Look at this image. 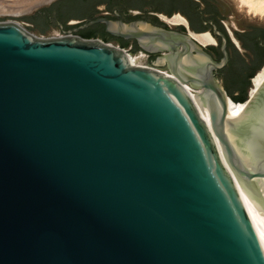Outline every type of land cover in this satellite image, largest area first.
Here are the masks:
<instances>
[{
    "label": "water",
    "instance_id": "water-1",
    "mask_svg": "<svg viewBox=\"0 0 264 264\" xmlns=\"http://www.w3.org/2000/svg\"><path fill=\"white\" fill-rule=\"evenodd\" d=\"M98 22L165 52L153 64L168 72L99 38L0 22V264H264L234 179L264 209V81L229 119L214 71L232 39L213 22L218 62L188 24L72 30Z\"/></svg>",
    "mask_w": 264,
    "mask_h": 264
},
{
    "label": "flooded vegetation",
    "instance_id": "flooded-vegetation-1",
    "mask_svg": "<svg viewBox=\"0 0 264 264\" xmlns=\"http://www.w3.org/2000/svg\"><path fill=\"white\" fill-rule=\"evenodd\" d=\"M180 9L182 8H166L159 4L158 0H116V2L115 0H98L93 4L94 12H92V14L83 17L75 15L79 17L66 19L65 23H62V26L68 29L78 28L85 21L98 18H106L115 22L122 20L126 24L141 19L153 27L171 29L177 33H186L185 27L184 31H182L181 26L172 28L169 25H160L156 23L157 13H163L166 17H171L174 12L170 10H176L185 17L189 28L197 32L204 31L203 27L194 25L192 20L185 13L179 11ZM72 19H77V22L67 23ZM210 22H212V20H210ZM259 29L262 28L247 27L242 30H235V36L246 55H243V51H239L240 49H236L229 38L227 39V61L221 68L214 71L216 78L220 81L227 96H231V94L239 95L242 92L251 73L264 58V34L262 31H259ZM208 30L212 32V25ZM219 31L222 32L221 30ZM86 32H93L95 35L92 38H104L108 39L109 42L112 41L117 43L119 46L122 45L121 47H131L132 52L143 50L148 53V61L152 66L166 73L168 72L165 65L155 66L153 64L154 61L164 55L165 52L156 50L149 52L143 49L137 40L116 35L115 33L118 32V30L109 28L108 25L103 22L94 23L76 31L80 36ZM213 37L217 42L215 44H208V47L204 45L203 51L210 59L218 62L223 56L221 51L222 39L219 35H213ZM236 55L239 57L238 61L235 60ZM223 79H225V81H223Z\"/></svg>",
    "mask_w": 264,
    "mask_h": 264
},
{
    "label": "rangeland",
    "instance_id": "rangeland-1",
    "mask_svg": "<svg viewBox=\"0 0 264 264\" xmlns=\"http://www.w3.org/2000/svg\"><path fill=\"white\" fill-rule=\"evenodd\" d=\"M96 1L98 0H87L86 3L77 4L76 2H78V0H72L68 2L66 0H0V22H16L38 37H48L49 35L57 34L60 25L65 23V21L60 18V15L66 16L67 20L72 17L87 16L94 12L93 4ZM113 2L111 3L114 4ZM214 2L219 9L221 16H224L223 19L221 18L220 23L226 33L230 35L232 39L230 40L231 43L234 47H236V49L243 51L244 49L240 46L238 39L235 36V30H242L247 27L264 29V14L260 15L257 13V15L251 11L249 12L246 6L240 8L241 5L238 0H214ZM158 3L170 9L179 7L186 11L190 10L189 2L186 0H158ZM45 12H50V17H48ZM174 13H172L171 17L180 14L183 18H185L176 10ZM160 15L161 13H157V20L161 21L165 25L171 26L172 28L179 26L185 27L184 25L187 24V21H185V24H169L162 20ZM76 22L77 19H72L67 23ZM140 26L143 27L142 25ZM43 30L46 31L43 32ZM99 39L107 42L104 38ZM110 43L117 45V43L112 41H110ZM207 45L205 46L208 47ZM242 54L246 55L244 51ZM235 60H239L237 55ZM223 81H225V79H223ZM251 85L252 83L250 80L249 86L247 88V97Z\"/></svg>",
    "mask_w": 264,
    "mask_h": 264
},
{
    "label": "bare ground",
    "instance_id": "bare-ground-1",
    "mask_svg": "<svg viewBox=\"0 0 264 264\" xmlns=\"http://www.w3.org/2000/svg\"><path fill=\"white\" fill-rule=\"evenodd\" d=\"M241 7H247L248 11L253 12L255 14H264V0H238ZM257 14V15H258ZM161 19L169 24H185V18H183L180 14H177L173 17H166L163 14L160 15ZM115 26V24H114ZM190 35L195 39L200 45H207V44H215V39L212 35H210L208 32H194L189 29ZM234 39V38H233ZM235 40V39H234ZM264 81V65L261 67V69L253 76L251 79V88L249 90V96H252L256 90L260 87V85ZM184 87L187 89V91L190 93L191 97L193 98L201 116L203 119H208V109L207 107L202 104L199 97L196 95V91L193 93L191 88L188 85H184ZM246 109V103L245 102H234L230 97L227 96V117L229 119H239L243 116ZM235 182L238 186V189L240 191V194L242 196V199L246 205V208L248 210V213L250 217L254 219L257 226L261 230L263 236H264V209L260 208L256 202L244 191V189L240 186L238 181L236 180L234 176ZM261 188L264 191V183L261 184Z\"/></svg>",
    "mask_w": 264,
    "mask_h": 264
},
{
    "label": "trees",
    "instance_id": "trees-1",
    "mask_svg": "<svg viewBox=\"0 0 264 264\" xmlns=\"http://www.w3.org/2000/svg\"><path fill=\"white\" fill-rule=\"evenodd\" d=\"M66 1L68 2V1H72V0H66ZM174 1H176V0H174ZM186 1L189 2V6H190L189 9L190 10L186 11L184 9H180L179 11H181L182 13H185L192 20V23L194 25L201 26L204 28V30H207L209 27H211L210 20H212V22L214 24H216L217 28L219 30H221L225 35H227L226 31L224 30L223 26L220 23L221 18L223 19L224 16L223 15L221 16L220 11L217 8V6L215 5L214 0H186ZM86 2H87V0H78V2H76V3L81 4V3H86ZM170 11L174 12L175 10H170ZM45 13L47 14L48 17H50L49 16V15H51L50 12H45ZM60 18H62L63 21H66V19H67V17L63 16V15H60ZM156 23L160 24V25H164L161 21H158L157 18H156ZM181 30L184 31V27L181 26ZM44 31H46V30H43V32ZM259 31H262L264 34V29H259ZM94 35L95 34L93 32H86L82 35V37L92 38V37H94ZM106 41L108 42V39H106ZM263 63H264V58L262 59L260 64H258V66L253 70V72L250 75V78L245 83V87L243 88L242 92L239 95L231 94L230 97L234 102L237 103V102L245 101V99L247 98V88L249 86L250 79L252 76H254L256 74L255 72L257 70L258 71L260 70L259 68Z\"/></svg>",
    "mask_w": 264,
    "mask_h": 264
},
{
    "label": "built area",
    "instance_id": "built-area-1",
    "mask_svg": "<svg viewBox=\"0 0 264 264\" xmlns=\"http://www.w3.org/2000/svg\"><path fill=\"white\" fill-rule=\"evenodd\" d=\"M77 34L74 32L72 29H68L60 25L59 30L57 34L49 35L48 37L51 36H64V35H73ZM109 44H112L110 42H107ZM114 45V44H113ZM119 48H121L130 58L131 62L133 65H140V66H146V67H153L149 61H148V53H146L143 50H138L137 52H132L131 47H121L119 45H115ZM192 92L194 93L195 90L191 88Z\"/></svg>",
    "mask_w": 264,
    "mask_h": 264
}]
</instances>
